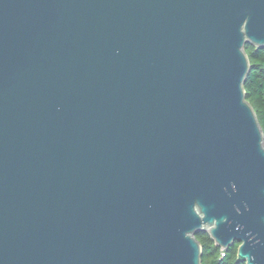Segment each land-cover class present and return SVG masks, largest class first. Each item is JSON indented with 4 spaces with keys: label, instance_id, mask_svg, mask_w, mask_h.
I'll return each instance as SVG.
<instances>
[{
    "label": "water",
    "instance_id": "1",
    "mask_svg": "<svg viewBox=\"0 0 264 264\" xmlns=\"http://www.w3.org/2000/svg\"><path fill=\"white\" fill-rule=\"evenodd\" d=\"M246 43L264 0H0V264H264Z\"/></svg>",
    "mask_w": 264,
    "mask_h": 264
},
{
    "label": "trees",
    "instance_id": "2",
    "mask_svg": "<svg viewBox=\"0 0 264 264\" xmlns=\"http://www.w3.org/2000/svg\"><path fill=\"white\" fill-rule=\"evenodd\" d=\"M250 69L244 82L246 100L253 107L264 135V49L245 44ZM201 245V264H244L236 261L238 242L225 250V256L220 257V249L216 247L206 232L195 234Z\"/></svg>",
    "mask_w": 264,
    "mask_h": 264
},
{
    "label": "built area",
    "instance_id": "3",
    "mask_svg": "<svg viewBox=\"0 0 264 264\" xmlns=\"http://www.w3.org/2000/svg\"><path fill=\"white\" fill-rule=\"evenodd\" d=\"M225 256V250L220 249V257L223 258Z\"/></svg>",
    "mask_w": 264,
    "mask_h": 264
},
{
    "label": "flooded vegetation",
    "instance_id": "4",
    "mask_svg": "<svg viewBox=\"0 0 264 264\" xmlns=\"http://www.w3.org/2000/svg\"><path fill=\"white\" fill-rule=\"evenodd\" d=\"M234 243H235V242H234ZM234 243H233V244H234ZM229 248H230V247H229ZM229 248H228V249H229Z\"/></svg>",
    "mask_w": 264,
    "mask_h": 264
}]
</instances>
